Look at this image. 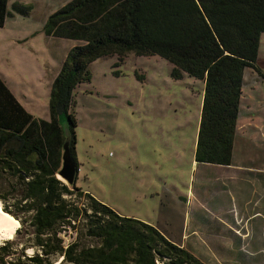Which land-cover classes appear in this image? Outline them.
I'll return each instance as SVG.
<instances>
[{
  "label": "trees",
  "instance_id": "1",
  "mask_svg": "<svg viewBox=\"0 0 264 264\" xmlns=\"http://www.w3.org/2000/svg\"><path fill=\"white\" fill-rule=\"evenodd\" d=\"M8 3L0 0V28L11 14ZM12 8L29 15L21 3ZM43 30L80 43L52 83L50 120L34 118L0 79V170L18 179L21 192L13 214L21 227L0 244V264H206L155 225L69 188L56 176L61 148L67 133L77 163L71 109L94 60L114 56L117 66L130 53L159 55L172 65L173 79L204 83L195 161L231 164L244 70L264 77L258 66L264 0H70Z\"/></svg>",
  "mask_w": 264,
  "mask_h": 264
},
{
  "label": "rangeland",
  "instance_id": "2",
  "mask_svg": "<svg viewBox=\"0 0 264 264\" xmlns=\"http://www.w3.org/2000/svg\"><path fill=\"white\" fill-rule=\"evenodd\" d=\"M69 1L9 0L16 18L9 17L8 26L0 28V78L37 119L51 118L52 83L70 49L80 43L46 38L43 32L47 18ZM14 2L28 6L29 15L15 12ZM36 31L44 39L36 43V35L33 41L39 67L21 70V42L15 40ZM260 43L263 55L264 38ZM22 60L28 63L31 57ZM116 61L114 56L94 60L91 80L75 88L71 112L76 118L77 187L122 216L153 224L173 241H183L206 264H264V220L262 224L254 215L245 224L257 202L248 210L243 205V177L226 184L224 169L194 159L202 81L188 75L173 79L172 65L159 55L130 53L117 66ZM60 123L66 130V120ZM17 181L0 170L1 206L10 215L20 198Z\"/></svg>",
  "mask_w": 264,
  "mask_h": 264
},
{
  "label": "crops",
  "instance_id": "3",
  "mask_svg": "<svg viewBox=\"0 0 264 264\" xmlns=\"http://www.w3.org/2000/svg\"><path fill=\"white\" fill-rule=\"evenodd\" d=\"M14 3H12L11 5L12 7ZM10 13L11 14L5 20V24L3 28L8 26L7 20L9 17L16 18V15L13 12L10 11ZM36 35H38V41L36 43H39L40 41L41 42L44 41V39H41L42 33L40 31H36L33 34H30V36L28 35V37L21 36V40H17V39L15 40L16 43L21 42V70H25L24 68H26L28 65L38 66L39 63L38 57L35 54V47H34L35 43L33 42L35 37H37ZM46 36H47L46 38L54 37L49 35ZM263 38H264V34L261 35L262 41ZM30 40L32 43L30 45L26 44ZM1 43L2 40L0 41V44ZM26 56L31 57V60L28 63L22 60ZM258 66L260 68V71L264 74V54L262 55V51L260 47L258 53ZM202 84L203 86L201 91L203 94L204 83L202 82ZM30 114L32 115V113ZM199 164L209 165L224 169L225 171L222 173L221 176L226 180V184H233L235 183L237 177L241 179L242 176L243 178L241 179V181L246 185V187H244V189L246 190L244 191L242 189V195L244 196L243 205H246V210H248L249 204L251 202L254 201L257 202V204L255 203L257 210H255L253 214L244 218V220L247 221L245 222V224L247 223V225H249L248 219L254 215H257L258 218L261 217V222L263 224V220H264V214H263L264 213V200H263L264 199V77H262L261 74L256 70L251 68H246L244 70L242 94H241L239 114L237 119V130L233 144V156H232L231 164L229 165L204 164V163H199ZM245 177L248 178L246 179ZM217 178L220 177L217 176ZM229 195L232 194L229 193ZM231 199L232 200L234 199L233 195ZM243 233H248V231H244ZM177 243L184 246L183 241Z\"/></svg>",
  "mask_w": 264,
  "mask_h": 264
},
{
  "label": "water",
  "instance_id": "4",
  "mask_svg": "<svg viewBox=\"0 0 264 264\" xmlns=\"http://www.w3.org/2000/svg\"><path fill=\"white\" fill-rule=\"evenodd\" d=\"M78 171V165L71 152V139L66 133V139L61 148V163L59 169L56 171V176L69 188L73 189L76 185Z\"/></svg>",
  "mask_w": 264,
  "mask_h": 264
},
{
  "label": "bare ground",
  "instance_id": "5",
  "mask_svg": "<svg viewBox=\"0 0 264 264\" xmlns=\"http://www.w3.org/2000/svg\"><path fill=\"white\" fill-rule=\"evenodd\" d=\"M2 203L0 201V243L14 234L18 221L2 211Z\"/></svg>",
  "mask_w": 264,
  "mask_h": 264
}]
</instances>
